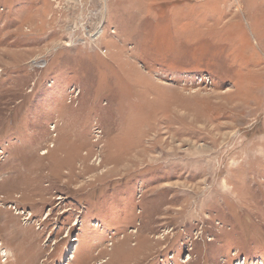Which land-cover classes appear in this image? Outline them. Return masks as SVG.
<instances>
[{"label":"rangeland","instance_id":"374dc122","mask_svg":"<svg viewBox=\"0 0 264 264\" xmlns=\"http://www.w3.org/2000/svg\"><path fill=\"white\" fill-rule=\"evenodd\" d=\"M0 264H264V0H0Z\"/></svg>","mask_w":264,"mask_h":264}]
</instances>
